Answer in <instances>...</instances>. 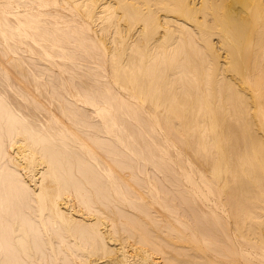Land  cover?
I'll use <instances>...</instances> for the list:
<instances>
[{
    "label": "bare ground",
    "instance_id": "6f19581e",
    "mask_svg": "<svg viewBox=\"0 0 264 264\" xmlns=\"http://www.w3.org/2000/svg\"><path fill=\"white\" fill-rule=\"evenodd\" d=\"M0 264H264V0H0Z\"/></svg>",
    "mask_w": 264,
    "mask_h": 264
}]
</instances>
